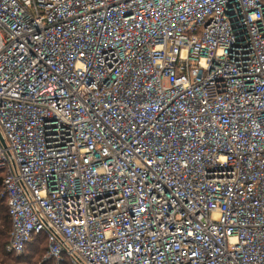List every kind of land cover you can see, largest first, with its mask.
Instances as JSON below:
<instances>
[{
  "label": "built area",
  "instance_id": "built-area-1",
  "mask_svg": "<svg viewBox=\"0 0 264 264\" xmlns=\"http://www.w3.org/2000/svg\"><path fill=\"white\" fill-rule=\"evenodd\" d=\"M0 170L15 256L264 264L263 0H0Z\"/></svg>",
  "mask_w": 264,
  "mask_h": 264
},
{
  "label": "trees",
  "instance_id": "trees-1",
  "mask_svg": "<svg viewBox=\"0 0 264 264\" xmlns=\"http://www.w3.org/2000/svg\"><path fill=\"white\" fill-rule=\"evenodd\" d=\"M264 2V0H263ZM3 172L0 170V264H6L12 260V255L5 250L9 232H10V218L8 215L5 198L1 195V180ZM47 247L46 235L43 232L36 234L27 243L23 254L18 257V264H53L51 261H43L42 257ZM61 264H69L67 259Z\"/></svg>",
  "mask_w": 264,
  "mask_h": 264
},
{
  "label": "rangeland",
  "instance_id": "rangeland-1",
  "mask_svg": "<svg viewBox=\"0 0 264 264\" xmlns=\"http://www.w3.org/2000/svg\"><path fill=\"white\" fill-rule=\"evenodd\" d=\"M12 255V254H11ZM13 257H12V260L11 261H9V262H7L6 264H18L17 262H18V260H20L18 257H20V256H15V255H12ZM17 261V262H16ZM20 264H22V263H20Z\"/></svg>",
  "mask_w": 264,
  "mask_h": 264
}]
</instances>
